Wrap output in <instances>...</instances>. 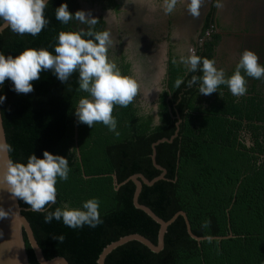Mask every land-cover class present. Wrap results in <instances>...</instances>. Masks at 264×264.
Masks as SVG:
<instances>
[{"label":"trees","instance_id":"16d2710c","mask_svg":"<svg viewBox=\"0 0 264 264\" xmlns=\"http://www.w3.org/2000/svg\"><path fill=\"white\" fill-rule=\"evenodd\" d=\"M125 2L48 0L44 15L49 23L41 33L35 37L19 35L5 27L0 31V53L16 56L25 48H46L55 54L60 31L87 30V25L75 19L67 25L56 19L55 10L61 3H67L73 14L84 10L95 16L92 4H98L103 12L112 9L118 13ZM216 2L211 0L198 42L192 40L191 45L196 55L215 59L216 66L230 76L240 58L233 59L224 42L235 26L222 20ZM176 18L169 20L167 69L154 111L141 98L146 97L151 85L149 71L152 73L153 67L147 57L151 45L142 41L145 47L137 52L131 44L129 53L123 46L130 36L117 37L107 17L97 15L95 30H107L115 40L118 38V46L109 48V59L139 84L133 102L127 107L114 106L115 132L102 123L90 128L78 122L75 106L88 95L79 90L78 71L66 83L52 71H43L28 94L15 92L11 80L0 85V95L6 97L0 110L7 146L11 147L9 157L26 163L30 155L43 158L47 150L69 161L68 179L57 180L56 202L47 205L45 211H33L18 199L46 259L62 256L69 264H98L107 245L133 233L157 244L160 224L135 206L136 185L130 176L140 173L148 180L158 177L162 171L152 161V145L169 139L178 128L171 141L155 146V161L166 172L151 185L142 182L138 201L165 221L184 211L194 235L222 238L196 240L190 236L185 218L178 215L167 227L159 252L131 240L113 249L104 264H264V79L246 76L247 93L241 97L233 96L225 85L211 95L199 94V82L188 87L191 77L202 76V72H187L179 63L189 49L182 45L184 39L173 42L171 38ZM248 20L243 33L252 27ZM259 39L260 44L243 39L241 45L254 50L264 64V37ZM137 63L149 69H145L146 74H135L133 64ZM178 77L184 83L176 88ZM90 198L99 201L102 223L97 227L72 229L55 219L45 223L47 212L65 203L81 208ZM23 235L30 264H40ZM61 235L62 241L53 238Z\"/></svg>","mask_w":264,"mask_h":264},{"label":"clouds","instance_id":"9594fccd","mask_svg":"<svg viewBox=\"0 0 264 264\" xmlns=\"http://www.w3.org/2000/svg\"><path fill=\"white\" fill-rule=\"evenodd\" d=\"M178 4H182L191 17L199 18L205 0H163L162 11L165 15H171ZM47 6L48 0H0V21L14 33L35 37L49 23L44 15ZM215 6L223 9L224 4L222 0H217ZM55 17L65 25L75 19L88 28L60 31L54 47L55 54L46 48H25L16 56L0 53V85L5 80H11L15 92L28 94L34 90L32 82L39 80L43 71H52L62 83H66L78 71L79 90L88 94L82 96L75 106L78 122L90 128L95 123H102L115 132L117 121L113 116L114 106L127 107L133 102L139 90L138 81L122 74L109 59L108 51L113 39L109 31L95 30L98 19L90 11L77 10L73 14L67 3H61L55 10ZM179 63L185 66L187 72H202V76L191 77L188 87L199 82V94L203 95L218 92L220 86L225 85L233 96L241 97L247 93L246 76L264 79V64L259 62L258 54L250 49L241 53L230 76H226L224 69L216 66L215 59L202 58L191 49L187 56L180 57ZM182 83L183 79L178 77L175 87L179 88ZM219 95L222 98V93ZM5 99V96L0 95V103ZM116 134L119 135L118 132ZM5 147L11 151L10 146ZM5 165L0 175V189L10 193L11 198L24 201L36 212H43L47 205L56 202L57 180H67L70 172L69 161L65 156L54 155L47 150L43 152V158L32 154L26 163L9 158ZM10 214L13 216L11 209L0 207V218H7ZM53 219L62 220L64 225L72 229L84 225L95 228L102 223L99 201L90 198L83 202L81 208H73L65 203L47 212L44 217L45 223ZM53 238L60 241L64 239L63 235Z\"/></svg>","mask_w":264,"mask_h":264},{"label":"rangeland","instance_id":"374dc122","mask_svg":"<svg viewBox=\"0 0 264 264\" xmlns=\"http://www.w3.org/2000/svg\"><path fill=\"white\" fill-rule=\"evenodd\" d=\"M126 1H132V0H126ZM146 3L147 4L145 5L143 13L138 12V14L135 15V10L133 11V9H129L128 14L129 16L134 17L133 21L135 22L137 33L141 36L144 42L151 45V47L149 48L150 51L148 52V56H147L149 62H151V65L153 67V72L151 73V71H149V74H151V79H150L151 85L146 89L147 92L145 95L147 96L144 98L142 96L141 98L143 99L144 103L145 102L147 103V106H149V108L155 111L157 108L156 101L158 99L159 93L162 90L163 81L167 69L168 46H169V40L167 36L171 32L169 27V20L171 19V17L177 16L174 22L177 23L182 22L181 24L178 25L174 23L177 26L176 29L173 31V33H171V38L173 42H179L178 40L184 39L182 45L186 49L192 50V45H191L192 40L198 42L197 38L199 36V33L197 31L198 29L197 24L192 25L188 29L189 26H185V24L183 23L184 21H187L185 15V12L187 10L184 8L182 4L177 5V9L173 14L165 15L164 12L162 11L163 0H146ZM249 3H255V4L250 5ZM229 4H230L229 14L231 19L230 22L232 26H235L232 29L233 31H235L236 33L240 32L239 29L241 28V26L239 25H241L240 24L241 22H239L238 14L242 12H247V14L249 15L246 16V18H249V20L247 21L248 24L254 27L256 31L260 32L263 30L264 33V0H229ZM91 7L92 9L94 8L96 10V11L94 10V13L98 12L95 14V17H97V15L100 13H103V15L107 17V19L109 20L108 22L110 25V29L115 32L117 37L121 34L124 36L125 35L130 36L129 38L125 39V44L123 46V48L129 50L130 53L131 52L130 45L132 44L134 46V38H132L131 27L126 25L123 28L122 16H124V14L120 12L118 13L114 12L112 11V9L105 10L103 12L100 6H98V4H92ZM235 22H239L238 25ZM141 24H143L144 26L140 28L139 26ZM256 31H252V33H255ZM243 39H247V37L246 38L243 37ZM243 39L242 37L238 39L228 37L226 39V42H224V49L229 50L230 52L235 51V53L236 52L239 53L238 57L240 58L241 52L238 50V48L239 47L241 48V44L244 42ZM251 41H252L251 43H256V45L260 44L259 41H257V37H254L253 40ZM144 42H142L141 40L138 41L136 48L138 50L143 49V47H145ZM113 45L118 46V38H116V40L115 39L113 40ZM184 47L182 49L185 50ZM238 57L233 56L234 59ZM128 59H130V56L128 57ZM157 66H160V69L162 70L161 72H159L158 69H157L158 71L156 70ZM133 68L136 75H139L142 72H144L142 74H146L145 69L149 70L146 67L141 68L138 63L133 64ZM137 77L140 78V76Z\"/></svg>","mask_w":264,"mask_h":264},{"label":"water","instance_id":"95a60500","mask_svg":"<svg viewBox=\"0 0 264 264\" xmlns=\"http://www.w3.org/2000/svg\"><path fill=\"white\" fill-rule=\"evenodd\" d=\"M96 11V10H95ZM201 15L199 17L200 21ZM7 26L4 23L0 26V31ZM161 72L160 66L156 67V70ZM157 70V71H158ZM147 96V95H146ZM179 122H177V125ZM178 130V128H177ZM176 132L169 138H162L161 140L155 142L152 145V161L156 168L160 169L162 173L152 179L148 180L142 174L137 173L130 176V179L135 183L136 190L133 197V202L135 206L143 211H145L149 216H151L157 223L160 224L159 233H158V241L157 244L151 242L148 238L144 237L143 235L133 233L128 234L123 237H120L118 240L111 242L107 245L99 255L98 264H104L105 257L115 248L124 243L137 240L146 245L148 248L153 250L154 252H159L162 250L164 246V234L167 230V227L176 219L178 215H181L185 218L187 223V229L191 237L195 238L196 240H202L205 238H222L221 236H207V237H198L194 235L191 230L187 220L186 213L184 211H179L178 213L174 214L169 220L165 221L164 219L157 216L149 207L140 204L138 201V195L141 191L142 182L147 185L153 184L157 179L163 178L166 170L165 168L158 165L155 161V146L159 142L163 141H171L176 135ZM6 137L4 133L3 123H2V116L0 111V175H2L6 165L5 162L9 159V152L7 148ZM114 184L116 185V177L113 175ZM141 181H140V180ZM117 188V185L116 187ZM0 207H3L5 210L11 209L13 216L10 214L7 218H0V264H30L28 254L25 247L24 235L25 233L27 240L32 248L35 257L40 264H69L68 261L62 256H55L51 259H46L43 255V252L37 243L35 236L33 234L32 228L30 223L28 222L27 218L22 214V210L25 209L19 205L18 199L11 198V194L7 191L0 189Z\"/></svg>","mask_w":264,"mask_h":264},{"label":"flooded vegetation","instance_id":"af4514ba","mask_svg":"<svg viewBox=\"0 0 264 264\" xmlns=\"http://www.w3.org/2000/svg\"><path fill=\"white\" fill-rule=\"evenodd\" d=\"M223 2V4H224V7H223V9H218V12L220 13V15L222 16V20L223 21H225L226 23H228L229 24V22H230V4H229V0H224V1H222ZM211 0H205V4H204V6L202 7V9H201V18H200V21H199V18H193V17H191L189 14H188V12L186 11L185 12V15H186V18H187V21H184L183 23L185 24V26H189L188 27V29L192 26V25H198V29H197V31H198V33H199V31L201 30V28H202V25H203V21H204V19H205V17H206V15H207V13L210 11V9H211ZM147 3H146V0H140V1H138V2H134L133 0L132 1H126L125 3H124V6L122 7L121 6V12L120 13H123L124 14V16H122V19H123V26H129V27H131V29H132V38H134V47H135V49H136V47H137V43H138V41H143V39L141 38V36L137 33V31H136V26H135V22L133 21V19H134V17L133 16H129V14H128V10L129 9H133V11L135 10V15L136 14H138V12H140V13H143V11H144V8H145V5H146ZM250 5H254L255 3H249ZM248 6V5H247ZM246 6V7H247ZM109 10V9H108ZM96 14V13H95ZM238 19H239V22H241L240 24L241 25H239V26H241V28L239 29L240 30V32H238V33H236L235 31H233V32H230V35H228L227 37H232V38H235V39H238V37L239 36H237L238 34H242V37H248L247 39L249 40V39H251V40H253V38L254 37H257V41H259L260 43H262V40L261 39H259V38H263L264 37V33H263V30L262 31H256L255 29H254V27H250L249 29H250V31L249 32H242V30H244V28H246V25H245V18H246V16H249L248 14H247V12H242V13H240V14H238ZM252 16V15H251ZM250 16V17H251ZM253 17V16H252ZM110 19V18H109ZM246 19H248V18H246ZM255 19V18H254ZM256 20V19H255ZM139 21H142V20H139ZM239 22H235L237 25H238V23ZM182 22H180V23H177V25L178 24H181ZM231 23V22H230ZM138 24V23H137ZM142 26H144L143 24H141L139 27L141 28ZM179 27V26H178ZM252 31H256L255 33H252ZM246 35H248V36H246ZM253 37V38H252ZM112 39L114 40V37H112ZM138 39V40H137ZM237 41V40H236ZM254 41H255V39H254ZM231 42H233V41H231ZM245 46H246V44H244V45H241V48L239 47L238 48V50L242 53L243 51L241 50L242 48H243V50L245 49ZM132 48H133V46H131ZM137 52H138V49H137ZM151 54V53H150ZM239 53H235V51H231V56L233 57V56H239L238 55ZM155 57H157V56H155ZM234 59V58H233ZM140 78L141 79H144L143 78V76H140Z\"/></svg>","mask_w":264,"mask_h":264},{"label":"bare ground","instance_id":"6f19581e","mask_svg":"<svg viewBox=\"0 0 264 264\" xmlns=\"http://www.w3.org/2000/svg\"><path fill=\"white\" fill-rule=\"evenodd\" d=\"M140 73V72H139ZM142 74V73H141Z\"/></svg>","mask_w":264,"mask_h":264}]
</instances>
